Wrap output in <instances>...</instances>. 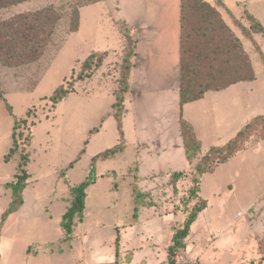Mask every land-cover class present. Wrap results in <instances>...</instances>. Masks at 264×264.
<instances>
[{
  "label": "rangeland",
  "instance_id": "obj_1",
  "mask_svg": "<svg viewBox=\"0 0 264 264\" xmlns=\"http://www.w3.org/2000/svg\"><path fill=\"white\" fill-rule=\"evenodd\" d=\"M76 1L33 0L0 10V23L49 6L61 16L36 59L28 55L35 46L26 47L19 29L0 31V221L13 200L7 184L17 181L23 159L28 175L24 205L1 231L0 264H169L174 227L203 199L207 208L179 250L186 261L264 264V122L254 126L239 153L202 175L199 198L189 197L195 167L211 145L225 146L251 119L264 116V37L246 28L245 16L248 10L264 26V0L250 7L208 0L249 57L254 80L185 107L184 118L203 140L191 163L172 89L177 0H101L80 7L79 29L72 32ZM188 23L190 47H204L195 31L200 23L191 18ZM125 27L139 46L138 58L129 63L137 66L131 81L128 77L134 97L122 112L125 149L98 160L120 144L113 106L123 95ZM231 48L237 49L234 42ZM239 54L232 60L243 65ZM91 55L97 57L84 68ZM197 63L205 74L204 60ZM62 88L68 93L54 104L51 98ZM177 171L186 177L173 182ZM90 177L84 214L67 236L62 220L71 188ZM174 259L178 262L176 254Z\"/></svg>",
  "mask_w": 264,
  "mask_h": 264
},
{
  "label": "trees",
  "instance_id": "obj_2",
  "mask_svg": "<svg viewBox=\"0 0 264 264\" xmlns=\"http://www.w3.org/2000/svg\"><path fill=\"white\" fill-rule=\"evenodd\" d=\"M33 0H0V10L8 9L13 6L29 2ZM101 0H77L73 9L75 25L71 27V31L75 32L79 29V9L82 6L97 3ZM245 16L248 19L249 25L246 27L253 34H262L264 37V26L256 17L248 10H245ZM194 19V22H199L200 25L196 28V32L201 33L204 47H190L192 37L189 33V19ZM61 19L57 10L53 6L47 8L21 14L13 17L9 21L0 23V31L3 32L8 28L19 29V35L24 38L26 47L35 46V53L28 54L32 59H36L41 54L47 42L54 35L57 22ZM126 24V23H125ZM127 47H126V66L124 68L121 80L122 96L117 97V102L114 104L113 116L117 120L118 129L120 131V144L116 147L99 154L96 158L108 160L115 155L122 153L125 149V139L123 132V109L126 95L130 91L128 77L132 70L130 57L136 55L137 41H132V36L129 34V28H123ZM2 34L0 33V43ZM235 43L237 49L232 50L231 44ZM237 37L234 36L227 22L217 8L211 6L204 0H181V64H180V87L179 97L180 104L183 107L185 104L201 100L207 92H219L244 81H253L254 74L251 62L247 54L241 49ZM235 51L240 53L245 64L238 65L233 62ZM34 54V55H32ZM230 54V56H228ZM1 55V54H0ZM96 55H91L83 64L84 68H89V60L96 58ZM229 57L228 62L224 59ZM204 60L205 66H201L206 73L198 72L199 63ZM243 66L245 67L243 69ZM243 70H245L244 73ZM129 87V88H128ZM68 93L65 89L55 91L51 98L54 104L58 103ZM125 95V97H124ZM2 97V96H0ZM260 121L264 122V116H258L251 120L238 134L231 139L228 144L223 147L214 146L210 148L199 160L195 167L193 184L189 190L191 200H197L201 191L200 178L220 164L226 163L233 156L243 149V142L250 135L252 129ZM25 122V121H24ZM181 135L184 141L187 160L191 163L194 157L200 152L201 144L196 138L192 126L181 117ZM25 160L19 164V172L16 174L17 181L7 184V188L13 192V200L9 208L5 211L0 221V246H1V231L7 218L18 211L23 205L22 192L26 187L28 175L24 170ZM186 177L185 171H177L171 175L173 182ZM94 183V179H90L71 188L72 201L67 212L63 215L62 228L67 236L73 233L74 220L76 217H82L86 208V197L88 187ZM207 201L200 200L196 202L189 212L186 221L182 226L174 227L172 237L173 245L168 248L169 264H190L188 262L178 263L175 261V254L185 248L184 241L190 234L192 225L197 221L199 215L207 208ZM117 256V255H116ZM1 259V253H0Z\"/></svg>",
  "mask_w": 264,
  "mask_h": 264
},
{
  "label": "crops",
  "instance_id": "obj_3",
  "mask_svg": "<svg viewBox=\"0 0 264 264\" xmlns=\"http://www.w3.org/2000/svg\"><path fill=\"white\" fill-rule=\"evenodd\" d=\"M205 2H208V3H210L211 4V2L210 1H208V0H204ZM232 1H234L236 4H237V6L238 5H241V4H243L242 6H246V5H248V7H250V4L252 3H255L256 1L255 0H232ZM262 1V0H261ZM259 2L258 0H257V3H255V6L256 5H259L258 3H262V2ZM261 5H264V3H262ZM250 9V8H249ZM255 9H256V7H255ZM176 22V21H175ZM137 41V40H136ZM177 48H178V62H177V64H176V66H175V68H174V76H173V81H172V84H173V88L172 89H174L175 90V92L177 93V98H178V110L180 111L179 112V115H180V121H181V117L183 116L184 117V109H185V107L187 106V105H193V104H196V103H199V102H201L202 100H204V99H206L207 97L209 98V96H211L210 94V92H207L206 94H205V96L201 99V100H199V101H195V102H191V103H188V104H185L183 107H181V104H180V97H179V87H180V64H181V51H180V48H181V0H177ZM138 49H139V46H138V41H137V45H136V55H135V57L136 58H138ZM137 69V66H136V64H135V62H134V65H133V67H132V70H131V73H130V78H129V81H131V76H132V73L135 71ZM176 69V70H175ZM239 84V83H238ZM234 86V85H233ZM232 87V86H231ZM231 87H229V88H231ZM228 89V88H227ZM226 89V90H227ZM226 90H223V91H226ZM223 91H219V92H223ZM133 93H134V89H133V86L131 85V83H130V91L126 94V99H125V104H127V102L128 103H130L131 101H132V98L134 97L133 96ZM210 93V94H209ZM128 111H127V109H126V105H125V113H127ZM213 112V111H212ZM256 118V117H255ZM185 119V118H184ZM186 120V119H185ZM251 120H253V119H251ZM191 126H192V128H193V131H194V133H195V135H196V138L199 140V142H200V144H201V147H202V142H203V140L200 138V136H199V132H198V129H197V127L195 126V124L193 123V122H190V121H188V120H186ZM209 121H204L202 124H203V127H205V125H208L209 123H208ZM219 123V121L217 122V121H215V125H217ZM246 125H244V126H242V128L240 129V130H238L239 132L245 127ZM239 126H237L236 127V129L238 128ZM180 128H181V123H180ZM204 129H202L201 128V133H204ZM207 131V130H206ZM180 134H181V131H180ZM182 136V135H181ZM182 141H183V138H182ZM216 144H212L211 145V147L210 148H212V147H214ZM183 146H184V141H183ZM231 189H233V188H231ZM196 223V222H195ZM194 225V224H193ZM192 225V226H193ZM191 231H192V227H191ZM191 231H190V234H191ZM221 232V231H220ZM222 233V232H221ZM220 233V234H221ZM189 234V235H190ZM167 252H168V249H167ZM183 252H185L184 250H183ZM181 258L182 259H185V260H182V261H186L187 259L183 256V254H182V256H181ZM189 259V258H188ZM189 260H191L192 262H194L195 260H193V259H189ZM181 261V262H182ZM180 262V261H179ZM98 264V263H97ZM100 264H107V263H100ZM161 264H166V262H161Z\"/></svg>",
  "mask_w": 264,
  "mask_h": 264
},
{
  "label": "built area",
  "instance_id": "obj_4",
  "mask_svg": "<svg viewBox=\"0 0 264 264\" xmlns=\"http://www.w3.org/2000/svg\"><path fill=\"white\" fill-rule=\"evenodd\" d=\"M181 255H182V254H181V252H179V251L176 253V259L178 260V263L181 262V261L179 262V260H180V258H181ZM185 262H188V261H185Z\"/></svg>",
  "mask_w": 264,
  "mask_h": 264
}]
</instances>
